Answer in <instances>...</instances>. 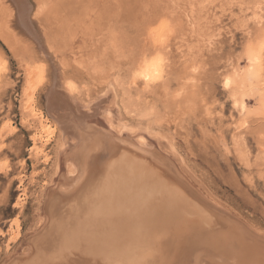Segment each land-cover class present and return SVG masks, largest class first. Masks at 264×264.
I'll return each instance as SVG.
<instances>
[{"label": "rangeland", "instance_id": "rangeland-1", "mask_svg": "<svg viewBox=\"0 0 264 264\" xmlns=\"http://www.w3.org/2000/svg\"><path fill=\"white\" fill-rule=\"evenodd\" d=\"M29 2L38 40L13 2L0 0V264L47 257L46 202L81 175L74 150L104 155L99 135L148 159L150 176L165 184V210L175 217L156 222L153 241L178 244L188 224L214 235L241 229L259 238L247 251L264 264V0ZM153 57L160 65L145 78L139 64ZM56 77L58 91L74 86L66 91L81 110L48 104ZM62 122L81 139L72 143ZM157 248L150 264L163 254Z\"/></svg>", "mask_w": 264, "mask_h": 264}, {"label": "bare ground", "instance_id": "bare-ground-1", "mask_svg": "<svg viewBox=\"0 0 264 264\" xmlns=\"http://www.w3.org/2000/svg\"><path fill=\"white\" fill-rule=\"evenodd\" d=\"M10 1L13 2V6L16 9V18L18 23L22 26L24 25L28 32L31 31V33H29L30 35L32 34L33 37L39 36L40 29L38 30V26L31 15L33 12L31 9L32 3L30 4L31 1ZM23 6H25L26 12L23 11ZM22 11L24 13H22ZM22 26H20L21 29ZM113 32L114 31H112V33ZM34 38L36 40L39 39L37 37ZM38 44L40 45V42ZM43 47H40L41 53L43 55L45 53L49 55L51 51L48 52V46L46 45V51ZM144 58L145 57L143 56V59ZM154 58L155 57L152 58V61L150 59V62L141 59L143 61L139 64V70L142 68L141 74L143 77H150L152 74L157 72V65H160V63L158 64L159 60ZM56 73L57 71L55 74ZM59 74L56 76H60ZM258 76L259 75H257V78ZM57 78L58 77L53 80L54 83L47 93L48 104L54 106L59 104L68 105L70 103H74L73 105L75 106V109H77V111L81 110L84 107L80 104L81 102L78 103V100L77 102H74L72 98L73 95L69 94V92H67L68 90L66 91L68 88L70 90L73 85L71 86L66 84L64 86V88L67 87L66 89L58 91L56 89L58 82L56 81L55 83ZM231 79L232 78L229 76L226 77L224 83L229 85L232 82ZM60 80H62V78ZM65 91L67 95L65 94ZM111 93L114 94L113 92ZM68 96L71 98V102L67 99ZM262 99L264 102V97ZM102 100L105 99L103 98ZM234 104L236 105V103ZM242 106H245V104L242 103ZM143 110H145V108ZM149 111H151V109L146 110L147 115L153 114V112L150 113ZM261 111L264 112V103L263 110ZM263 112L259 113L264 115ZM141 114H137V116L139 115V119L142 117L140 116ZM144 114L143 117L146 118V114L145 116ZM107 117L109 118L110 115ZM154 118L155 117L153 116L150 119ZM68 129V125L63 123L62 130L63 132L70 134L72 143L81 139L78 137L77 133L74 132V130L73 132H69ZM84 137H86L88 141L90 135L84 134ZM84 137H82V139H84ZM95 142L99 145L98 150L102 148L100 154L104 155L96 157L92 152L93 149L89 150L88 146L85 148H82L83 145L79 146L78 149L74 150L75 154L72 155L73 160L74 158L78 160L76 165L79 164L80 166L81 162V168L77 167L82 170L78 180L75 179L73 184L69 185L65 189L57 188L55 191H51L50 200L46 202L47 204L45 205V212L49 216L48 220L50 222V227L52 228L43 241V250L47 252V257L41 258L33 264H150L148 256L152 251V246L155 248L158 247L163 252L160 256L157 255L158 259H156L155 264H262L260 261L258 262V259L255 258L254 255L249 254V251H247L248 247L255 249L258 243L260 244L259 240H257L259 238L256 240L254 239L255 237H253V239H246V234L241 229L238 231H229L224 235H214L213 231L211 232L206 229H191V225L188 224V230L181 231L177 234V238L179 240L181 239L180 242L178 241V244L173 245V243L169 240L164 243H161L162 241L157 239H154L153 241V236L156 238L157 235H152L154 230L153 227L156 222L165 219L164 217H166V214L167 217L169 216V213L165 210L167 202L164 203L163 200L166 198L167 194L165 190H163L165 184L162 183V187L161 182L158 183L154 180L155 178L150 176V170L147 166L148 159L145 160V158H139L135 160V157L133 158L129 151H124L123 149L121 150V145L119 144L120 142L117 139L101 138L99 135V138H95ZM263 146L264 145H262V147ZM110 147L112 152L107 155L106 149ZM157 158L158 161L164 163L162 159L159 157ZM149 164H151V162ZM158 165L160 166V164ZM73 171L74 168L70 167V172ZM169 189H171V187ZM173 197L171 198L174 199ZM184 205L186 207V204ZM166 209L170 210L168 207ZM172 209L173 208L171 207V210ZM177 209L174 213L178 211ZM179 212L181 213L182 211ZM180 213H176L177 215H174L178 216ZM171 215L168 219L175 217H171ZM190 215L192 214L190 213ZM210 220V222H212L213 219ZM210 222L207 223L209 224L208 227H210ZM127 225H129V227H127ZM162 225L164 226L165 224ZM213 226L216 227L215 224ZM162 227L161 230H163ZM161 230H158L159 233ZM242 239L244 241H242ZM245 240L251 241L247 242ZM257 251L255 253L256 255H258ZM69 256H73L72 261L69 260Z\"/></svg>", "mask_w": 264, "mask_h": 264}]
</instances>
